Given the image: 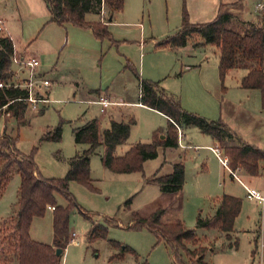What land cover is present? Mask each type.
I'll list each match as a JSON object with an SVG mask.
<instances>
[{
  "label": "rangeland",
  "instance_id": "obj_1",
  "mask_svg": "<svg viewBox=\"0 0 264 264\" xmlns=\"http://www.w3.org/2000/svg\"><path fill=\"white\" fill-rule=\"evenodd\" d=\"M260 2L262 0H249L251 5ZM181 8L180 2L173 5L168 0H127L126 11L117 15L116 25L110 28L113 38L118 41L117 45L108 39L96 40L95 46L89 49L84 47L72 51L68 48L63 52L64 45L60 48V44L55 43L57 34L48 32L44 27L36 31L34 12H26L24 19H21L14 0H0V18L6 21L8 29L13 23L16 28L17 34L13 35L15 51L33 56L42 52L49 56L56 50L53 64L62 68L60 72H52L51 68L46 71L45 76L51 81V87L43 90V94L50 101L39 104L37 110L29 107L27 124L18 125L14 118L0 112V138L7 134L16 139V149L24 155H32L40 174L46 178H64L70 160L78 152L88 149L86 144L76 145L73 131L89 120L99 119L101 128L105 130L113 119H136L129 139L116 149L118 156L124 155L136 143L151 142L154 130L168 126L166 117L160 112L130 104L114 110L111 117L102 114L98 105L87 101L97 97L90 90H99L112 95L115 100L137 102L141 92L140 79L128 67L129 60L140 78L159 82V88L179 100L185 110L208 120L221 119L238 138L264 150L261 93L241 88L242 70L237 69L226 76L223 90L218 67L219 49L215 45L200 44L199 41L203 39L199 36H195L185 48L173 52H159L152 45L153 39L159 42L177 32ZM108 15L105 6L102 8L101 22H107ZM252 22L264 25V12ZM231 26L237 30L246 28L241 27L240 23H232ZM61 31L62 42L69 34L71 40L78 39L83 43L82 35L72 30ZM24 34L27 40L30 38L27 43ZM42 34L44 36L40 37ZM5 35L6 31L0 32V36ZM140 42L146 45L142 48ZM53 45L57 46L56 49ZM142 53L145 58H142ZM143 59L144 70L141 67ZM199 64L202 66L199 67ZM239 111L244 112L245 117L238 116ZM58 126L62 128L60 140L43 139L47 132H53ZM183 129L185 144L212 145L211 141L205 140L210 138L198 127L184 126ZM101 151L99 148L91 156V185L78 181L69 183V191L79 207L70 211L71 237L63 253L62 264H176L172 249L164 240L147 227L132 226L136 222V213L149 217L159 208L166 209L165 219L180 217L188 229L195 230L201 240L198 246L211 248L205 255L208 264H264V232L261 229V226L264 229L263 207L247 199L240 182L232 178L231 172L223 166L220 160L224 158L222 151L219 157L209 147L197 150L178 147L169 152L161 149L156 159L143 164L142 171L132 173H114L106 169ZM197 153H201L202 158H198ZM181 161L185 164L187 175L182 196L175 200L164 195L159 184L148 180L156 174H167L174 163ZM20 183L21 178L15 172L0 196V224L16 213ZM261 183L264 185V182ZM230 193L243 200L232 239L226 238L217 229L198 228V216L212 217L217 200ZM56 199L58 205L66 207L69 204L61 194H56ZM129 199L132 201L128 206L126 202ZM53 220L54 209L51 208L43 217L34 218L31 238L52 245ZM95 227L105 229L104 235H93ZM259 229L262 230L260 234ZM237 238L238 246L234 245ZM9 244L10 238L5 230L0 231V264H17L13 254L8 251ZM188 245L191 249L195 248ZM125 246L134 253L124 252ZM182 260L184 264H192L185 254Z\"/></svg>",
  "mask_w": 264,
  "mask_h": 264
},
{
  "label": "trees",
  "instance_id": "obj_2",
  "mask_svg": "<svg viewBox=\"0 0 264 264\" xmlns=\"http://www.w3.org/2000/svg\"><path fill=\"white\" fill-rule=\"evenodd\" d=\"M51 12V21L61 26L69 23L77 27L92 29L99 40L108 39L117 45L118 41L112 36L107 24L89 22L88 13H101L103 5L108 8L109 18L115 13L122 12L125 0H45ZM240 23L244 30H237L231 25ZM195 36L203 39L204 44L215 45L219 49V72L222 88L228 73L233 69L245 70L240 85L244 89L261 92L262 109L264 110V25L241 21L222 9L219 15L210 22L192 23L183 0L182 23L180 29L156 43L157 49L185 47ZM15 47L12 39L0 36V81L12 80V56ZM128 67L140 79V103L157 110L168 118L166 128L154 130L151 142H139L132 145L122 156L115 154L118 146L127 142L132 126L136 119L130 117L126 121L111 120L110 127L102 130L101 122L95 118L83 126L74 129V140L77 146L88 145V149L78 152L71 160L64 178H46L42 176L33 160L32 155H24L15 147V140L4 134L0 138V196L16 172L21 183L18 190L17 210L14 216L0 224V231L7 233L10 238L9 252L15 257L17 264H62V256H58V248L63 253L70 241V211L79 207L69 191V183L78 181L91 185V156L99 147L104 146L103 164L114 173H132L143 170V164L159 156L160 150L176 149L179 147L177 126H196L203 134L213 137L216 145L229 159L230 168L246 171L251 176H259L264 164V150L244 142L224 123L219 120H208L183 108L181 102L159 88V82L140 78L136 68L127 61ZM25 97V91L20 88L0 89V109L7 106L9 117L14 118L18 125L28 123V104L20 100ZM1 112V111H0ZM2 113V112H1ZM62 128L58 126L53 132L45 134V140H60ZM237 141V143H233ZM157 183L163 193H177L185 184V164L181 161L173 164L170 174L157 176L148 180ZM56 194L63 195L69 202L68 206L58 205ZM131 199L126 205L131 204ZM243 200L229 194H224L218 201L214 215L210 218H197V227L217 229L232 239L235 231V221L241 213ZM54 207V241L52 245L35 241L30 236L34 218L43 217L48 208ZM165 209L159 208L149 217L135 214L136 222L132 226L147 227L159 239L165 241L172 249L176 264H184L183 254L192 264H208L205 255L210 247L198 244L201 240L195 230L188 229L181 219L164 223L162 218ZM11 221V223H10ZM102 233L105 229L95 227L92 234ZM188 244L194 246L191 249ZM238 246V240L234 241ZM134 251L128 246L124 252ZM147 264V263H144Z\"/></svg>",
  "mask_w": 264,
  "mask_h": 264
},
{
  "label": "crops",
  "instance_id": "obj_3",
  "mask_svg": "<svg viewBox=\"0 0 264 264\" xmlns=\"http://www.w3.org/2000/svg\"><path fill=\"white\" fill-rule=\"evenodd\" d=\"M15 1V8H16V12L18 13V15L21 17V19H24L23 15L30 11V12H34L35 14V17L34 19L36 20L34 22V27L37 29L36 31H38L39 29H41L42 27L46 28V30H48V32H52V33H55L57 34V37L55 39V43L60 44V48L63 47L64 45V48H63V52L69 48V50H72L74 51V49H79V48H87L89 49L90 46H95L96 44V40H99L96 38L94 32L92 29H89V28H82V27H77V26H74L72 24H65L63 26L55 23V22H52L51 21V12L47 6V3L45 0H14ZM168 1H171L173 3V5H177L178 2H180V8H181V15H180V18H181V21H180V27H181V23H182V12H183V0H168ZM262 2H264V0H262ZM29 3H30V8L29 7ZM126 3H127V0H125V6H124V10L122 12H118V13H115L114 16L112 18H109V15H108V18H107V22H105V24H107L108 28H109V31H110V28L112 29L115 25H116V17L118 14H121V13H124L126 11L125 7H126ZM169 5V4H168ZM105 8V5L103 6ZM186 7H187V11L189 13V18H190V21L192 23H206V22H210V21H213L220 13L221 9L226 12V13H229L231 15H233L235 18L241 20V21H247V22H252L254 20V18L258 15H261L263 12H264V9L263 10H259L257 9V5H251V3H249V0H186ZM253 9L255 11H253ZM105 12V11H104ZM109 13V11H108ZM130 16H131V12L129 13ZM102 17H101V13H88L86 15V20L89 21V22H99L101 21ZM0 20L3 21V27H4V31H6L7 33V36H9L13 43H14V47L16 45L15 43V40H14V34H17L15 32L16 28L14 27V23L11 24L10 28L8 29L7 25H6V21L3 20L2 18H0ZM128 24V23H127ZM48 25V26H47ZM136 27H138V23L135 24ZM47 26V27H46ZM180 27L178 28V30L180 29ZM43 29V28H42ZM63 29H66L67 31L69 30H72L73 33L75 34H79V35H82V37L84 38V40L82 39V42L84 43H81L79 42L78 39H74V40H71L70 39V36L68 34V37L66 36V40H64V44H62V31ZM177 30V31H178ZM111 32V31H110ZM112 36H113V30H112ZM48 36L50 35V33L47 34ZM44 34L40 35V37H43ZM170 36V35H169ZM39 38V36H38ZM24 39L27 43V41L30 40V38L27 40V36L24 34ZM193 39V38H192ZM192 39L189 41V43L192 41ZM116 40V39H115ZM156 39H153L152 40V45H156ZM82 46H80L81 44ZM200 44H204L203 41H199ZM142 48L146 45L145 42H140ZM199 44V45H200ZM188 45V44H187ZM56 49V45H53ZM186 47V46H185ZM184 47V48H185ZM179 48H183V47H177V48H162V49H158L159 52H173ZM58 49V48H57ZM155 50H157V48L155 47ZM55 51L54 50L52 52V54H50L49 56L46 55V53H42V52H39L40 54H37L35 56H37L38 58H40L39 60H41V71L46 75V71L48 69H52V72L54 70L60 72L61 71V66H57V64H53L54 63V54H55ZM82 52L84 53H87L86 50H82ZM26 55H28L26 53ZM142 58H145V55L144 53L141 54ZM128 61V60H127ZM144 59L142 60V63L141 64V67L143 68L144 70V67H145V63H144ZM164 66V65H163ZM163 66H161V68H163ZM199 67H201L202 65L199 64L198 65ZM218 67H219V60H218ZM237 69H233L231 70L229 73L231 72H234L236 71ZM242 76H241V79L242 77L246 74V71L245 70H242ZM228 73V74H229ZM241 82V81H240ZM241 86V85H240ZM242 88V87H241ZM243 90L245 91H249V89H244L242 88ZM251 91V90H250ZM259 91V90H258ZM90 93H95V96L97 95V97L95 98H90L88 99L87 101L88 102H92V101H96L99 97V95H101L102 93L104 92H101L99 90H90ZM261 93V92H260ZM105 94H107L111 100L113 101H116V102H119L120 105H115L113 107H111L107 112L105 113H102L101 110L100 112L102 114H109L111 117V113H113L114 110H117L121 107H127L129 106L130 104H134V105H139V106H143L145 107V105L141 104L140 103V94H139V99L137 102H132V101H126V100H115L112 95L108 94L105 92ZM93 103V102H92ZM96 104V103H94ZM98 105V104H96ZM99 106V105H98ZM147 107V106H146ZM100 108V106H99ZM149 108V107H148ZM263 110V109H262ZM157 111V110H156ZM264 111V110H263ZM159 112V111H158ZM161 113V112H160ZM162 114V113H161ZM238 116H243L245 117V113L242 112V111H239L238 113ZM164 115V114H163ZM165 116V115H164ZM166 117V116H165ZM167 121H168V118L166 117ZM115 120V119H114ZM118 121V120H117ZM124 121V120H123ZM102 129V128H101ZM103 130V129H102ZM232 130V129H231ZM233 131V130H232ZM183 134H184V129H183ZM207 135V134H205ZM210 139H205V140H208V141H211L212 142V145H215V147H217V143L216 141L213 139L212 136L210 135H207ZM185 137V135L183 136V138ZM205 138V137H204ZM246 142V141H244ZM247 143V142H246ZM182 144L185 145L186 147H182L180 146L179 144V148H184V149H188V148H192L194 150H197V149H200V147H209V148H213L211 144L207 143L205 144L204 146H194V145H189V144H185L184 143V140L182 139ZM249 144V143H248ZM252 145V144H251ZM81 146V145H80ZM194 146V147H193ZM255 146V145H254ZM257 147V146H256ZM102 149L101 151V159L103 158V154H104V146H101L99 147ZM259 148V147H258ZM172 149H167L165 151L169 152L171 151ZM197 157L198 158H202V155L201 153H197ZM103 162V161H102ZM166 163H167V160H166ZM104 165V164H103ZM105 167V166H104ZM107 169V168H106ZM173 171V165H172V170L170 172H168L167 174H170L171 172ZM236 173L237 175L239 176V174L241 175V177L243 179H245L247 182H244V180H242V178L240 177V179L248 186L250 187H254L260 191H263L264 192V185L261 183L264 182V164H263V168H262V171L260 173L259 176H251L249 175L246 171L244 170H240V169H237L236 170ZM167 174H164V175H167ZM186 169H185V179H186ZM232 176V175H231ZM233 178V177H232ZM185 185V184H184ZM240 185L244 188V186L240 183ZM184 188V187H183ZM245 190V188H244ZM182 191L183 189L180 191V192H177V193H164V195H167V196H171L173 199H179L181 196H182ZM245 194H246V191H245ZM229 195H232V196H235V194L233 193H230ZM237 197V196H235ZM219 200H217L218 202ZM251 201V200H250ZM255 202V201H254ZM218 206V204H217ZM217 206L214 207V209L216 210ZM243 207V206H242ZM214 210V211H215ZM242 211V210H241ZM264 212V211H263ZM262 212V213H263ZM165 213H166V209H165ZM261 213V214H262ZM241 214V213H240ZM239 214V215H240ZM264 215V213L262 214V216ZM239 217V216H238ZM237 217V218H238ZM177 219H180V217H176L175 219H165V214L162 218V221L164 223H167V222H173ZM237 220V219H236ZM263 217H262V223L263 222ZM236 223V221H235ZM261 229L263 230L264 232V229L262 228L261 226ZM259 229V234L262 232V230ZM73 235V234H72ZM225 235V234H224ZM233 235V233H232ZM231 235V237H232ZM226 236V235H225ZM238 239V238H237ZM239 241V239H238ZM239 244V243H238ZM264 253V252H263ZM264 256V255H263ZM264 260V258L262 259V261Z\"/></svg>",
  "mask_w": 264,
  "mask_h": 264
},
{
  "label": "built area",
  "instance_id": "obj_4",
  "mask_svg": "<svg viewBox=\"0 0 264 264\" xmlns=\"http://www.w3.org/2000/svg\"><path fill=\"white\" fill-rule=\"evenodd\" d=\"M257 9H264V2L257 4ZM4 31L3 21L0 20V32ZM41 62L37 56L19 54L14 51L12 56V80L10 81H0V89L3 88H20L25 91V97L20 98V100L25 101L29 107L33 110H37L39 104L49 103V98L45 97L43 90H49L51 87V81L46 78L45 74L40 70ZM100 106L102 113L107 112L111 107L115 105H120L119 102L113 101L110 97L102 93L99 95L96 101H92ZM7 106L0 109L3 115L10 116V113L6 111ZM179 135V144L182 147H186L182 144L183 139V129L177 126ZM213 151L220 157L221 150L218 147L212 148ZM223 166L231 172L233 178L237 179L245 188L246 197L251 201H255L263 207L264 211V192L246 185L240 177L237 175L236 171L230 168V162L227 157L220 158ZM54 209V207H50Z\"/></svg>",
  "mask_w": 264,
  "mask_h": 264
},
{
  "label": "water",
  "instance_id": "obj_5",
  "mask_svg": "<svg viewBox=\"0 0 264 264\" xmlns=\"http://www.w3.org/2000/svg\"><path fill=\"white\" fill-rule=\"evenodd\" d=\"M56 254H57L58 256H61V255L63 254V249L58 248L57 251H56Z\"/></svg>",
  "mask_w": 264,
  "mask_h": 264
}]
</instances>
